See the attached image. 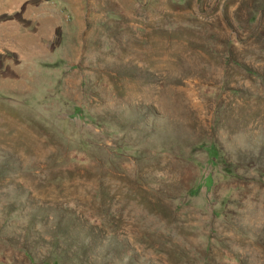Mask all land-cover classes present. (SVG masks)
<instances>
[{
	"label": "rangeland",
	"instance_id": "obj_1",
	"mask_svg": "<svg viewBox=\"0 0 264 264\" xmlns=\"http://www.w3.org/2000/svg\"><path fill=\"white\" fill-rule=\"evenodd\" d=\"M0 264H264V0H0Z\"/></svg>",
	"mask_w": 264,
	"mask_h": 264
},
{
	"label": "trees",
	"instance_id": "obj_2",
	"mask_svg": "<svg viewBox=\"0 0 264 264\" xmlns=\"http://www.w3.org/2000/svg\"><path fill=\"white\" fill-rule=\"evenodd\" d=\"M209 181H210V178H209Z\"/></svg>",
	"mask_w": 264,
	"mask_h": 264
}]
</instances>
